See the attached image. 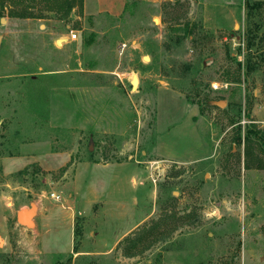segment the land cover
<instances>
[{"label": "rangeland", "instance_id": "374dc122", "mask_svg": "<svg viewBox=\"0 0 264 264\" xmlns=\"http://www.w3.org/2000/svg\"><path fill=\"white\" fill-rule=\"evenodd\" d=\"M76 1L57 19L35 0L42 18L31 19L0 0V163L9 173L40 159L0 176V264H264V124H254L257 168L244 169L243 143L249 121L264 120V2L247 7L264 0H125L117 16ZM185 25L186 36L173 31ZM181 98L197 108L208 153L164 163L153 154L157 111L165 130L182 118ZM81 162L93 163L79 176L99 193L78 206ZM108 164L138 177L112 191ZM30 204L27 229L15 215ZM129 235L134 246L117 247Z\"/></svg>", "mask_w": 264, "mask_h": 264}, {"label": "crops", "instance_id": "0c3cea01", "mask_svg": "<svg viewBox=\"0 0 264 264\" xmlns=\"http://www.w3.org/2000/svg\"><path fill=\"white\" fill-rule=\"evenodd\" d=\"M112 2H115L117 4L115 6V10H114V6ZM125 2H126L125 0H93L94 5H93V8H90V11L107 12L113 16H117L123 11L125 4H126ZM86 3H87V0H85L84 8L88 9V7L86 6ZM165 91H167V89ZM180 96L182 97V95ZM181 99H183V103H184V110H183L182 118L172 123L171 126L167 127L165 130L159 128L160 120H159V114L157 111L156 122H157L158 130H157V135H156V144L153 147V154L155 158H157L159 161H162L164 163L183 165V164H187L190 162L199 161L203 157H205L208 153L207 152L208 145H207L206 138L203 136L199 124L197 123V121H195L196 119L195 117H197L198 115L197 108L194 105L188 104L184 100V98H181ZM8 157L13 158L15 156H8ZM5 158L7 157L6 156L0 157V161L1 159H5ZM28 158L29 160L26 163L22 164V169L24 167L26 168L28 165L32 163L38 162V159H39L38 157L33 156V155H30V156L28 155ZM92 164L93 163L81 162L78 164L76 168V172L74 174V181H72L71 183V190L76 193V197L74 199L78 206L79 204H78L77 199L80 198L85 203L89 204L90 202H92L91 199L89 198V194L95 196L99 193V191H97L94 188L93 184L91 183V180L89 179L86 180L84 177H83V180H81V177L79 176V175H82L81 174L82 170H84L83 173H86V167L90 168ZM101 167H104V168L111 167L113 169L112 177H111V181H112L111 190L112 191H119L121 189L120 192H122L124 189L121 187L124 186V183L125 184L127 183L128 179H136L138 177L137 174H135L134 172L131 174L124 172L123 165L108 164V165H101ZM22 169H19L18 171ZM0 170H1V175H0L1 177H7L11 174L18 172V171H13V172L5 173L3 171V166L1 165V163H0ZM81 181L86 184L84 185V188L80 186ZM7 185H8L7 182L5 181L1 182L0 188L7 186ZM85 187H87L86 190L88 191V193H86L85 195H81V192L83 191V189H85ZM0 206H3V205L1 204ZM80 209L82 210L81 206H80ZM80 209L78 210L80 211ZM60 224L61 223H59L58 221L50 223L48 225L47 230L43 232V234L41 235V239L42 238L48 239L51 233V229L59 226ZM48 253L56 254L57 252H48Z\"/></svg>", "mask_w": 264, "mask_h": 264}, {"label": "trees", "instance_id": "16d2710c", "mask_svg": "<svg viewBox=\"0 0 264 264\" xmlns=\"http://www.w3.org/2000/svg\"><path fill=\"white\" fill-rule=\"evenodd\" d=\"M11 2V6H13V8L15 6H22V10L20 12H15L12 7L11 10L9 11V16L10 17H20V18H31V19H40L42 18L41 16H36L34 15V13L31 12V8L34 7L35 4V0H28V3L25 4V2L23 0H5V2ZM44 2L45 8L48 12H52L57 19H64L65 17H67L70 12L72 11L73 8H75V6H77V1L76 0H41ZM264 1H256L254 2L252 5H247L248 8H253V6H261L263 4ZM53 3V4H52ZM82 5V0H79V6ZM0 7L3 9L4 8V2L1 3ZM1 15V13H0ZM179 30H183V36H186L189 33V29L188 26L185 25V27L179 28V27H174L173 31H179ZM92 42L91 39L86 41V44H90ZM239 70V69H238ZM250 101L249 99H247V105L246 108L247 110H250ZM260 133L259 131L256 130V126L254 125V123H249L248 128L246 129L244 136H243V143H244V169L249 170L250 168H257V167H253L252 165V148L254 145H256L255 142H260V137H259ZM241 141V138L238 137V142ZM259 146V145H258ZM257 163H260V159L256 158ZM32 166H37L36 163H32L30 165H28L26 168L18 171L16 174H23L24 172H27L29 167ZM255 166V165H254ZM151 229H143V233H150ZM137 233L132 234L135 238ZM131 235V236H132ZM130 235L126 236L123 241L119 242L117 244V247H120L121 245H123L124 243L127 242H132L131 246L136 243V241L134 242ZM76 252V251H75ZM125 255L127 257H131L133 256L132 254H129V252L126 250L125 251Z\"/></svg>", "mask_w": 264, "mask_h": 264}, {"label": "water", "instance_id": "95a60500", "mask_svg": "<svg viewBox=\"0 0 264 264\" xmlns=\"http://www.w3.org/2000/svg\"><path fill=\"white\" fill-rule=\"evenodd\" d=\"M2 21H3V19H2ZM62 41H63V39L59 38L56 40V44L60 45L62 43ZM143 60L149 61V57L144 56ZM137 85H138V78L136 75H134L132 77V80H131L132 89L135 90ZM224 105H225V103H221V106H224ZM36 212H37V208L33 204H30L29 208H23V209H20L19 211H17L16 215H15V220H16L17 225H20V226L27 228V229L33 228L34 227L33 219L36 215Z\"/></svg>", "mask_w": 264, "mask_h": 264}, {"label": "built area", "instance_id": "2783aa9c", "mask_svg": "<svg viewBox=\"0 0 264 264\" xmlns=\"http://www.w3.org/2000/svg\"><path fill=\"white\" fill-rule=\"evenodd\" d=\"M77 39H78L77 30H70V33L68 34V40L76 41ZM215 87H217V85ZM259 96L260 95H258L257 92H255L254 97H259ZM258 122L264 124V120H262V121H249V123H254V124L258 123ZM152 182L155 183L154 178L152 179ZM50 197L53 198L54 200H58L59 199V197L55 193H50Z\"/></svg>", "mask_w": 264, "mask_h": 264}]
</instances>
